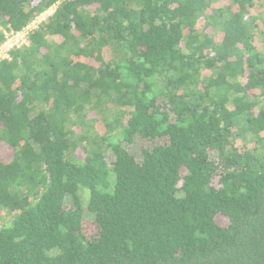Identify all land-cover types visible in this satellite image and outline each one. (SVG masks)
I'll list each match as a JSON object with an SVG mask.
<instances>
[{"label":"trees","instance_id":"obj_1","mask_svg":"<svg viewBox=\"0 0 264 264\" xmlns=\"http://www.w3.org/2000/svg\"><path fill=\"white\" fill-rule=\"evenodd\" d=\"M53 6L0 60V264H264V0H0V45Z\"/></svg>","mask_w":264,"mask_h":264},{"label":"built area","instance_id":"obj_2","mask_svg":"<svg viewBox=\"0 0 264 264\" xmlns=\"http://www.w3.org/2000/svg\"><path fill=\"white\" fill-rule=\"evenodd\" d=\"M56 7V6H53ZM49 10L43 12L37 16L27 27L20 31H7L6 32V41L0 45V60L2 58H10L9 52L15 47H23L29 44V34L32 30L39 27L42 21L47 19L50 15Z\"/></svg>","mask_w":264,"mask_h":264},{"label":"rangeland","instance_id":"obj_3","mask_svg":"<svg viewBox=\"0 0 264 264\" xmlns=\"http://www.w3.org/2000/svg\"><path fill=\"white\" fill-rule=\"evenodd\" d=\"M55 10V7H52L49 9V14H52ZM154 143V141L143 139L141 137H136L134 142L129 144L128 147L134 153L138 158L141 157L142 150L145 147H149ZM0 226L9 224L10 223V216L9 214L6 213V211L1 210L0 211ZM86 228L91 229L93 227V224L91 223L90 220H87L86 222Z\"/></svg>","mask_w":264,"mask_h":264}]
</instances>
